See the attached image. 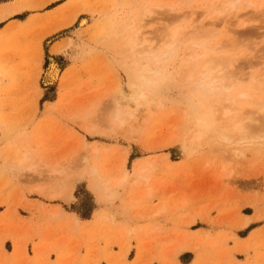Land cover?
I'll list each match as a JSON object with an SVG mask.
<instances>
[{
    "label": "rangeland",
    "instance_id": "rangeland-1",
    "mask_svg": "<svg viewBox=\"0 0 264 264\" xmlns=\"http://www.w3.org/2000/svg\"><path fill=\"white\" fill-rule=\"evenodd\" d=\"M8 1L12 2L0 6V204L9 207L10 216L16 215L20 226L33 236H39L47 226L31 230V222L19 218L11 204L42 214L40 220L56 223L59 217L50 218L49 213L59 206L45 202L68 204L74 199L63 206L88 217L95 206L89 182L99 201L110 207L122 203L131 221L163 217L172 225V233L161 242L172 240V244L160 250L161 254L167 252L169 264H190L191 253L196 255L195 264H233L226 245L220 260L217 256L227 238L217 240V234L210 238L204 231L189 228L223 224L237 230L248 226L250 220L264 219V150L256 153L242 147L233 155L222 144L210 143L212 138L207 139V135L190 143L187 135L192 118L187 115L184 119L183 113L191 109L185 102L191 96L194 106L200 103L207 118H212L211 125L225 132H233L237 121L248 131L252 118L260 116L255 109L260 107L256 98L264 89V0H250L254 4L249 6L240 2L234 9L225 5V0H215L211 7L212 0H69L60 6L66 0L0 3ZM146 7L151 15L141 20ZM191 26L198 27L197 31L189 32ZM137 27L139 43L133 51L142 45L161 49L168 40L166 34L177 28L175 58L165 62L177 73L176 79L186 73V67L178 63L181 50L191 42L217 46L223 64L222 83L233 84V91L247 90L251 97L227 104L234 114L216 120L208 110L211 102L202 104L176 79L162 90L133 86L125 59L131 52H121L120 46L130 36L129 30ZM102 28L105 33L100 36ZM52 68L57 74L49 81L46 73ZM218 101L216 106H221ZM143 107L147 116L138 109ZM115 108L122 111L124 127L137 132L134 138L113 127ZM129 113L135 117L133 122L128 120ZM259 122L252 127L258 128ZM23 154L27 156L23 164L29 170L10 165ZM123 156L124 167L120 165ZM53 166L59 172L49 175ZM89 166L97 168V175L88 172ZM125 170L126 180L118 184ZM136 174L145 176L146 181L135 178ZM102 180L116 186L120 193L116 200L107 202L96 194L94 188ZM34 185L61 187L64 193L71 190L72 199L48 200L29 192ZM28 194L41 200H29ZM248 210L254 211L253 216L240 214ZM111 214L104 212L103 221L118 226ZM258 215L262 216L258 219ZM190 219L193 221L187 225ZM118 227L121 264H129L125 261L129 239L140 241L148 234L144 226ZM148 231L154 234L158 229ZM230 238L238 241L236 236ZM3 239L0 236V264H17L20 257L23 264L30 263L25 241L21 250L14 248L12 258H8ZM260 244L251 264H264V252H260L264 239ZM249 247L246 242L238 244L236 250L246 253ZM146 249L151 264H158L153 259L156 247L148 243ZM184 252L188 254L181 255ZM131 258V254L127 256V260Z\"/></svg>",
    "mask_w": 264,
    "mask_h": 264
},
{
    "label": "bare ground",
    "instance_id": "bare-ground-1",
    "mask_svg": "<svg viewBox=\"0 0 264 264\" xmlns=\"http://www.w3.org/2000/svg\"><path fill=\"white\" fill-rule=\"evenodd\" d=\"M214 1L215 0H212L208 4V7H211ZM240 2H242L244 6L254 4V2L250 0H225V5H227L230 9H234L235 5ZM261 4L262 2L260 1L259 5ZM151 12L152 11L150 10V8H144V10L140 14V19L143 20V18L150 16ZM246 23H248V21H245L244 25ZM197 29L198 27L191 26L189 32H196ZM104 33L105 28H102L99 35L101 36ZM139 33V27L134 30L130 29L128 33L130 36H128L120 46L121 52H131L125 58L129 62V66L127 67V69L129 71V75L131 74V84L135 87L148 88L149 90L151 88L162 90L168 85L172 84L176 79L175 74L177 73L171 69L170 64H166L165 62H168L170 59L175 58L173 54L177 51L175 50L177 48V28L172 29L169 33L166 34L168 40L166 41L165 46L159 50L153 47H151L150 49H145V47H142V45L141 47L134 49L133 51V48L136 47L139 43ZM93 39H96V35L95 37H93ZM208 54L209 57L207 58L206 56ZM159 57H162L165 60H161ZM177 57H181L180 59H178V63L182 65V67H186V73L183 75V77L176 79L179 83V86L187 85L186 87L191 91L193 95L198 96L197 99L202 104L206 105V103L210 101L211 107L209 106L210 109L208 108V110H211V113L213 114L214 118H216V120H218L217 118H221L224 120L225 118H229L228 115H230L232 109L227 104L234 103L239 97H251V94L247 90L233 91V89H231L233 84L222 83V81L224 80L223 64L220 63L221 58L217 55V46L211 47L206 45L205 43L198 44L196 42H191L187 49L181 50L177 54ZM199 60L201 61L199 62ZM171 64L175 65L173 62ZM46 74L47 80L52 81L56 78L57 70H54L53 68L51 70L49 69V72ZM141 97L143 98L144 94L141 95ZM183 99H186V97H183ZM256 99L260 107L259 109H255V114L258 113L260 116H254L255 118L253 117L251 121L253 124H255L256 121H260L259 123H257L259 127L254 128L252 127L254 126L253 124H249L248 126H246L248 131L243 130L244 127H241V124H238L240 122L237 121V123L233 124V132H225L220 131L218 128H214L211 125L212 120L210 119L212 118H207V114L205 115V113L203 112L200 103L194 106V102H192V97L190 96L189 99L185 100V102L190 105L191 109L189 112L183 113L184 119H187V115H190V117L192 118V125L190 127L191 129L189 131V134L187 135V140L190 143H195L203 137H205L206 139L207 135V139L212 138L211 141L209 140L210 143L214 142L216 145L222 144L223 147L228 148L233 155H237L242 147L250 148L256 153L262 149L264 150V89L258 94ZM217 100L220 101L221 106H216ZM154 103L155 102L153 101L151 102L152 105H157L156 103ZM48 105L51 104L48 103ZM139 105L140 103L137 105V107ZM138 109L141 111V113H144L143 116L148 115L144 110V107ZM232 114H234V112H232ZM113 118H115L116 120V124L113 127H115L117 130L124 129L126 133V136L124 135L125 137L134 138L137 135L136 131L124 127L125 118L123 117L122 111L119 108L114 109ZM128 120L133 122L135 120L134 115L129 113ZM184 134V136H186L187 132L185 131ZM85 145H87V143L83 141L82 147H85ZM95 150L96 148H93V151ZM26 159L27 156L23 154L17 163L14 164L11 161L10 165L12 167H16L15 165H18L17 167L20 169L29 170L30 167L23 164ZM124 163L125 157L123 156L120 165L124 167ZM87 169L91 175H97L98 170L96 167L89 166ZM38 172L41 173L40 170ZM58 172L59 170L56 168V166H53L48 170L49 175H55ZM126 173L127 172L125 170L121 178L119 179L118 184L126 180ZM138 177H142L145 181L147 179L145 176L136 174L135 178ZM94 189L96 190L97 195L107 202H111L119 196L116 186L108 184L107 181L104 180H102L100 184L96 185ZM29 192L36 193L48 200L62 198L67 202L72 199L71 190L68 193H64L61 187L59 189H54L53 187H46L45 185H34L29 188ZM145 193L150 195V192L148 191ZM55 211H53V213H49V216L52 218L55 216L58 217L59 213L57 212V210ZM157 212L158 210L155 211V213ZM191 222L192 221L189 220L187 224H190ZM246 222L247 221H244V224Z\"/></svg>",
    "mask_w": 264,
    "mask_h": 264
},
{
    "label": "crops",
    "instance_id": "crops-1",
    "mask_svg": "<svg viewBox=\"0 0 264 264\" xmlns=\"http://www.w3.org/2000/svg\"><path fill=\"white\" fill-rule=\"evenodd\" d=\"M11 2L12 1L2 2L0 3V6ZM67 2L70 1L66 0L59 4V6L65 5ZM88 189L93 195L95 206L91 216L85 219L80 218L75 211L63 206H68L74 199L68 204L61 200L60 202L44 201L48 206H59L58 209H55L59 213V215L57 213L59 218L56 223L50 222L46 219L40 220L42 214L11 204V206L15 207L19 218L31 222V230L47 226L39 236L31 235L30 231L25 232L23 228L24 225L20 226L19 222L21 221L17 219V216H10L9 207L0 204V236H4L2 248L8 258H12L14 248L20 251L22 248L21 244L25 241V251L27 256L31 258L29 264H121V262H123L121 259L123 248L118 237L120 230V227L118 226L130 227L134 225L136 229L139 226H144V228H146L144 229L146 235H148L142 237L140 241L136 238L129 239L130 249L127 252L125 261L129 264L132 261L134 262H132L133 264H151L146 249L147 244L151 243L156 247V254L153 259L157 261L158 264H169L166 257L167 252L164 251L163 254L160 253L161 248H167L172 244V240L167 241L165 244L161 243L163 238L167 237L169 233H172V225L169 224V222L164 221L165 218L159 217L149 222L136 219L131 221L130 212L122 210V203L115 202L111 208L108 204L99 201L96 198L89 182ZM27 198L35 202L41 200L39 197H32L29 194L27 195ZM18 210L25 211L27 214H19ZM106 211H112L111 215L115 218L118 226H110L103 221V213ZM250 212L251 211L248 210L246 212H240V214L251 217L253 216L254 211ZM212 216H215V214ZM220 216L217 214V217ZM261 216L262 215H258L256 218L259 219ZM190 220L193 221L192 219ZM248 224V226L237 230H233L223 224H209L206 226L208 228L199 227L192 229L190 227L189 230L192 232L204 231L209 234L210 238L217 234V240L227 238L226 242L221 243L223 247L220 248L219 253L217 254L219 260L221 259L220 253L223 252L226 245L227 248H229L232 259H234L233 264H251L255 260L256 247L261 245L260 242L264 239V219L250 220ZM12 227H14V231H11ZM150 228H156L158 229V232L149 234L148 230ZM232 235L236 236L238 241L231 239L230 237ZM246 242H249L250 244L246 253L236 250L238 244L242 245ZM250 251H252L251 254ZM260 252H264L263 247H260ZM130 254L132 257L131 260H127V256ZM183 254H188V252H184L181 255ZM191 254L192 259L190 264H195V259H197L196 255L195 253ZM246 255H248V257ZM177 259L178 257H176V260ZM8 264H11V261L8 262ZM17 264H23L22 257L17 258Z\"/></svg>",
    "mask_w": 264,
    "mask_h": 264
},
{
    "label": "trees",
    "instance_id": "trees-1",
    "mask_svg": "<svg viewBox=\"0 0 264 264\" xmlns=\"http://www.w3.org/2000/svg\"><path fill=\"white\" fill-rule=\"evenodd\" d=\"M41 100L43 101L44 99H41ZM53 101H54V100H53ZM43 102H44V101H43ZM91 213H92V212H90V214H89V216H88V217H86V216H80V215H79V217H80V218H83V219H85V218H89V217H90V215H91Z\"/></svg>",
    "mask_w": 264,
    "mask_h": 264
}]
</instances>
